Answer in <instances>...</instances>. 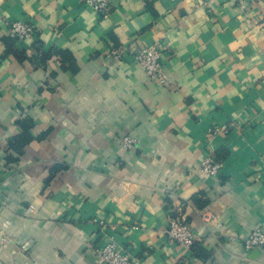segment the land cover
I'll list each match as a JSON object with an SVG mask.
<instances>
[{"label":"crops","instance_id":"0c3cea01","mask_svg":"<svg viewBox=\"0 0 264 264\" xmlns=\"http://www.w3.org/2000/svg\"><path fill=\"white\" fill-rule=\"evenodd\" d=\"M110 6L0 0L37 30H0V264H103L110 238L133 264H264L244 244L264 227V0ZM156 42L166 84L108 58ZM209 156L218 176L200 171ZM179 209L189 249L165 238Z\"/></svg>","mask_w":264,"mask_h":264},{"label":"built area","instance_id":"2783aa9c","mask_svg":"<svg viewBox=\"0 0 264 264\" xmlns=\"http://www.w3.org/2000/svg\"><path fill=\"white\" fill-rule=\"evenodd\" d=\"M86 5L92 8L103 18H107L110 13V0H84ZM252 0H235L238 5H243ZM8 26V31L20 40L32 38L36 35L35 26L26 20H4L0 16V30ZM169 50L168 44L156 42L153 45L143 46L137 50L132 47L117 45L108 51V58L117 62L126 59L128 56H134V60L145 71L147 76L162 83L170 82L168 73L163 68L162 57L165 51ZM226 126H214L210 129V133H217L226 130ZM121 143L125 147H131L134 139L130 136L121 138ZM223 164L215 157H207L200 167V171L210 176H218L222 170ZM34 207L30 206L29 210L34 211ZM103 223V222H101ZM165 238L167 242L176 244L184 248H191L193 244L199 241V234L188 221L187 215L181 209L178 213L171 217L165 230ZM6 243L9 238H5ZM244 244L247 250L264 247V227L255 228L245 239ZM97 256L103 264H133L134 255L131 250L112 238H110L103 246L95 249Z\"/></svg>","mask_w":264,"mask_h":264}]
</instances>
